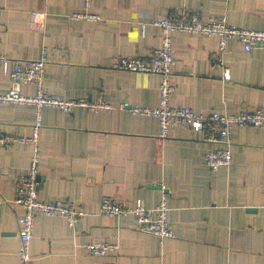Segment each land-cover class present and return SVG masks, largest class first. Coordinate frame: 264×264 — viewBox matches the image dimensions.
Here are the masks:
<instances>
[{"label":"crops","instance_id":"0c3cea01","mask_svg":"<svg viewBox=\"0 0 264 264\" xmlns=\"http://www.w3.org/2000/svg\"><path fill=\"white\" fill-rule=\"evenodd\" d=\"M182 10L264 31V0H94L88 9L82 0H0V55L44 56L45 93L100 94L114 107L98 115L42 109L38 199L86 215L74 228L61 218L36 217L30 264H264V128H232V164L211 173L203 155L218 146L203 134L172 127L161 140L156 120L129 112L158 106L160 77L113 68L120 58H146L158 49L161 31L153 21ZM84 13L100 21L70 19ZM172 53V105L201 115L264 109V50L245 52L232 40L219 53L215 37L176 33ZM11 86L0 70V93ZM19 90L35 92L32 85ZM35 122L32 106L0 105L1 133L29 137ZM31 157V145L0 146V264H19L22 209L14 204V179L27 173ZM163 194L174 239L139 232L132 216L99 214L105 197L127 207L140 199L152 208ZM88 242L118 249L94 257L84 248Z\"/></svg>","mask_w":264,"mask_h":264},{"label":"built area","instance_id":"2783aa9c","mask_svg":"<svg viewBox=\"0 0 264 264\" xmlns=\"http://www.w3.org/2000/svg\"><path fill=\"white\" fill-rule=\"evenodd\" d=\"M94 0H82L86 9ZM70 19L100 21L97 15L72 14ZM153 25L161 31V46L148 57L120 58L113 68L137 74H153L160 77L159 103L155 108L131 107L129 112L139 117L156 120L157 137L166 140L172 127H180L194 133L204 135V140L218 147L203 155V163L211 173L220 169H229L232 164L231 129L234 127L264 128V109L248 111L240 109L234 114L213 112L209 115L195 113L188 107L174 106L170 103L175 93V85L171 82L174 57L172 53V35L176 33L194 34L204 37H215L218 40V51L224 53L227 44L236 40L245 52L264 50V31L247 30L229 25L224 18H211L203 21L191 11L169 13L167 16L153 21ZM46 58L36 60L11 59L0 55V70L12 86L0 93V105L32 106L35 109L36 122L29 137L4 134L0 132V146L28 144L32 147V157L26 174L17 175L14 179V204L22 209L18 218V236L20 249L19 264H30L29 242L33 236L35 219L38 216L56 217L65 220L69 228H74L86 215L80 208L71 204L42 202L38 199V165L40 161L39 131L41 128V111L53 108L62 113H72L80 109L98 115L114 110L102 95L92 99H67L60 95L47 94L42 89L45 74ZM227 76V72H226ZM19 85H32L33 95H23ZM120 109H126L122 104ZM99 214L112 218H134V224L141 233L155 236L160 240L174 239L175 233L168 219L167 197L163 194L158 205L148 208L138 199L132 207L124 206L110 198L100 201ZM87 253L94 257H103L118 249L117 244L107 242H88L84 246Z\"/></svg>","mask_w":264,"mask_h":264},{"label":"water","instance_id":"95a60500","mask_svg":"<svg viewBox=\"0 0 264 264\" xmlns=\"http://www.w3.org/2000/svg\"><path fill=\"white\" fill-rule=\"evenodd\" d=\"M158 189H160L161 187L160 186H156Z\"/></svg>","mask_w":264,"mask_h":264}]
</instances>
